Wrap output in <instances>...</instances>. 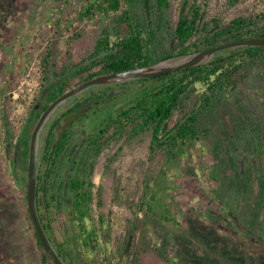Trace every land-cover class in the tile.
Here are the masks:
<instances>
[{
	"label": "trees",
	"instance_id": "obj_1",
	"mask_svg": "<svg viewBox=\"0 0 264 264\" xmlns=\"http://www.w3.org/2000/svg\"><path fill=\"white\" fill-rule=\"evenodd\" d=\"M57 2H62V7L52 8ZM209 2L54 0L47 4L51 18L58 17L55 23L59 28L65 25L64 17L73 16L65 25L75 32L68 43L69 50L62 55V66L59 68L53 59V49L47 48L40 58L42 90L30 101L19 127L10 119L8 110V104L16 103L8 90L10 85L7 83L0 91V99L5 100L0 108L4 140L16 151L13 158L8 155V169L12 174L18 173L13 176L23 190L19 204L17 200L9 203L13 223L8 245L21 262L53 264L26 204L30 138L43 110L69 89L99 75L142 68L247 38H264V11L220 24L219 18L208 17ZM75 3L78 8L74 12ZM70 5L73 12L69 14ZM84 20L104 25L90 51L73 61L70 49L74 39L81 35L74 24ZM192 93L198 99L188 112L185 101ZM69 103L67 108L56 110L41 139L43 150L39 153L36 191L40 223L65 264H86L82 252L89 247L91 238L96 239L95 231L88 225L93 206L99 211L98 222H104L103 186L95 185L93 178L98 161L108 151L114 152L113 160L125 146L144 136L149 137L151 154L162 155L159 164L164 174L157 172L151 179L153 187L143 192L135 210L143 216L134 224L133 234L139 232L144 242L148 230L156 231L163 241H158L157 247L166 245L172 250L170 254L165 252L164 257L159 255L165 263L215 264L214 257L200 258L202 248L197 235L206 232L205 228L186 230L180 221L182 213L175 208L171 195L179 179H168V175L184 177L182 160H192L190 155L197 143L201 144L200 149L205 148L204 143L210 138L206 113H216L220 107L229 108L237 103L233 130L224 131L216 145L211 140V153L218 149V156L227 167L232 162L240 163L244 174L249 170L259 179L264 177V46L226 49L217 52L205 65L93 87ZM79 131L82 143L73 151L72 143ZM64 194L69 197L67 217L72 230L71 235L59 237L53 213L55 202ZM191 237L198 243H193ZM242 259L248 264H260L249 254Z\"/></svg>",
	"mask_w": 264,
	"mask_h": 264
},
{
	"label": "rangeland",
	"instance_id": "obj_2",
	"mask_svg": "<svg viewBox=\"0 0 264 264\" xmlns=\"http://www.w3.org/2000/svg\"><path fill=\"white\" fill-rule=\"evenodd\" d=\"M50 1L54 2L0 0V91L7 83L10 85L8 90L16 103L8 104V110L10 119L18 127L30 101L42 90L41 56L47 48H52V57L60 68L62 55L69 50L68 43L72 42L75 32L65 26L73 16L64 17L62 22L65 25L60 28L56 25L58 17L52 19L51 11L46 7ZM61 4L54 3L52 8L59 9ZM72 7L69 6V14L73 12ZM73 8L75 12L77 3ZM206 9L208 17H217L220 24H225L235 17L264 11V0H210ZM103 25L104 22L94 25L86 20L74 24L81 30V35L74 39L70 49L73 61L80 60L90 51ZM19 98L22 101H18ZM197 99L193 93L186 98L188 112L193 110ZM4 102L1 98L0 108ZM236 108L237 103L229 108L220 107L216 113H206L210 138L204 143L205 148L200 149L201 144L197 143L190 155L192 160H182L185 161L184 177L171 175L169 171L166 173L170 174L168 179H179L172 190V203L181 211L180 221L186 230L187 227L190 230L197 227V231L200 227L205 228L206 232L197 235L202 248L200 258L214 257L215 264H248L242 258L249 254L264 264V177L259 179L255 172L249 170L244 174L240 163L232 162L227 167L220 160L218 149L213 155L211 153V140L216 145L224 131L233 130ZM4 136L0 118V264H24L8 245L13 223L9 203L17 200L19 204L23 190L13 176L18 173L12 174L8 169V155L13 158L16 151L10 149ZM148 142V136L142 140L135 139L113 160L114 152L108 151L98 161L93 178L95 185L103 186L104 222L103 225L98 222L99 211L93 206L88 225L95 231L96 239L91 238L89 247L85 253L82 252L86 264H169L162 257L172 250L166 245L157 247L158 241H163L156 231H147L145 243L141 242L139 232L133 234L134 224L143 216L141 212L135 213L143 192L153 187L154 180L151 179L157 172L164 174L159 164L162 155L151 154ZM80 143L79 131L72 143L73 151L79 149ZM68 208L69 197L64 194L55 202L53 213L59 237L71 235ZM182 235L189 236L185 232ZM191 240L198 243L194 237Z\"/></svg>",
	"mask_w": 264,
	"mask_h": 264
},
{
	"label": "water",
	"instance_id": "obj_3",
	"mask_svg": "<svg viewBox=\"0 0 264 264\" xmlns=\"http://www.w3.org/2000/svg\"><path fill=\"white\" fill-rule=\"evenodd\" d=\"M264 46V38H247L239 41H234L226 44H222L213 48L201 50L199 52L191 53L188 55L178 56L171 59L160 61L156 64L121 71L117 73L104 74L96 76L85 82H82L75 87L69 89L64 94L54 100L45 110H43L38 121L36 122L30 138L29 154H28V166H27V186H26V204L29 216L33 223L34 229L40 239V242L52 261L53 264H65L63 259L59 256L55 250L52 242L49 240L44 232L43 226L40 223L39 216L37 214V176L40 160L39 153L43 150L41 139L43 140L44 133L47 131V126L56 114V110L60 107H65L73 102L71 99L76 100L79 95L92 89L93 87H99L104 85L121 84L128 81H134L144 78H153L163 74L176 72L182 69L198 67L205 65L215 58V54L226 49H237L241 47H261Z\"/></svg>",
	"mask_w": 264,
	"mask_h": 264
}]
</instances>
